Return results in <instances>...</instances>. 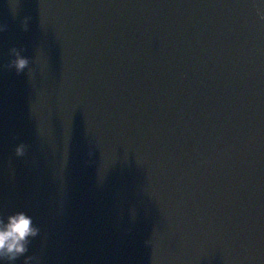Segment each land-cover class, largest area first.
Here are the masks:
<instances>
[{
  "label": "water",
  "instance_id": "1",
  "mask_svg": "<svg viewBox=\"0 0 264 264\" xmlns=\"http://www.w3.org/2000/svg\"><path fill=\"white\" fill-rule=\"evenodd\" d=\"M19 210L8 264H264V2L48 0Z\"/></svg>",
  "mask_w": 264,
  "mask_h": 264
},
{
  "label": "clouds",
  "instance_id": "2",
  "mask_svg": "<svg viewBox=\"0 0 264 264\" xmlns=\"http://www.w3.org/2000/svg\"><path fill=\"white\" fill-rule=\"evenodd\" d=\"M264 2V0H262ZM27 19L25 18L24 28L27 29ZM4 31V26L0 25V32ZM11 57L8 66L14 68L17 73H22L28 69L30 59L22 54L21 49L13 47L10 49ZM30 74V70H29ZM25 145H18L16 154L23 155ZM39 228L33 223V218L24 210H19L0 216V264L13 262L18 256L23 255L28 249V238L35 237L39 234ZM31 257H25V264L31 260Z\"/></svg>",
  "mask_w": 264,
  "mask_h": 264
}]
</instances>
